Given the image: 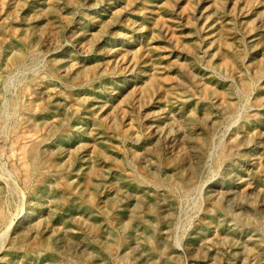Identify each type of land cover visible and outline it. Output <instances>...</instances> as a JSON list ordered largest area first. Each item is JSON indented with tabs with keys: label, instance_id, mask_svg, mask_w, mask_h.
<instances>
[{
	"label": "rangeland",
	"instance_id": "1",
	"mask_svg": "<svg viewBox=\"0 0 264 264\" xmlns=\"http://www.w3.org/2000/svg\"><path fill=\"white\" fill-rule=\"evenodd\" d=\"M263 68L264 0H0V264H264Z\"/></svg>",
	"mask_w": 264,
	"mask_h": 264
},
{
	"label": "bare ground",
	"instance_id": "2",
	"mask_svg": "<svg viewBox=\"0 0 264 264\" xmlns=\"http://www.w3.org/2000/svg\"><path fill=\"white\" fill-rule=\"evenodd\" d=\"M18 1V0H17ZM136 1V0H135ZM167 1V0H166ZM177 2V1H176ZM263 2V1H262ZM240 7V6H239ZM176 8V7H175ZM39 9V8H38ZM205 11V10H204ZM243 11V10H242ZM119 12V11H118ZM125 12V11H124ZM44 13V12H43ZM122 14V13H121ZM119 15V14H118ZM114 16V15H113ZM128 16V15H127ZM261 16V15H260ZM159 17V16H158ZM118 18V17H117ZM164 18V17H163ZM261 18V17H260ZM168 19H169V17H168ZM173 20V19H172ZM220 20V19H219ZM48 21H50V20H48ZM44 22V21H43ZM131 22V21H130ZM190 22V21H189ZM260 22V21H259ZM262 22V21H261ZM107 24V23H106ZM130 24V23H129ZM157 24V23H156ZM165 24V23H164ZM143 25V24H142ZM145 25V24H144ZM148 25V24H147ZM155 25V24H154ZM159 26H160V23L158 24ZM191 25V24H190ZM130 26V25H129ZM133 26V25H132ZM102 27V26H101ZM110 27V26H109ZM149 27V26H148ZM173 27V26H172ZM176 27V26H175ZM248 27V26H247ZM98 28V27H97ZM164 28V27H163ZM166 28V27H165ZM105 29V28H104ZM167 29V28H166ZM179 29V28H178ZM102 30V29H101ZM173 30V29H172ZM235 30V29H234ZM246 30V29H245ZM151 31V30H150ZM97 32V31H96ZM153 32V31H152ZM251 32V31H250ZM100 33V32H99ZM161 33V32H160ZM213 33V32H212ZM246 33V32H245ZM248 33V32H247ZM93 34V33H92ZM171 34H173V33H171ZM177 34V33H176ZM94 35H97V34H94ZM248 35V34H247ZM170 36V35H169ZM153 37V36H152ZM172 37V36H171ZM168 38V37H167ZM170 38V37H169ZM208 38H209V36H208ZM216 38V37H215ZM254 38H256V37H254ZM249 39H251V38H249ZM98 40V39H97ZM166 40V39H165ZM173 40V39H172ZM166 41H168V40H166ZM174 41V40H173ZM214 41V40H213ZM212 41V42H213ZM258 41V40H257ZM169 42V41H168ZM188 43V42H187ZM212 44V43H211ZM234 45V44H233ZM147 46V45H146ZM145 46V47H146ZM149 46V45H148ZM156 46V45H155ZM237 46V45H236ZM152 47V46H151ZM159 47V46H158ZM160 47H162V46H160ZM208 47V46H207ZM206 48V47H205ZM112 49H115V48H112ZM130 49V48H129ZM162 49V48H161ZM165 49V48H164ZM202 49V48H201ZM138 50V49H137ZM155 50H157V49H155ZM159 50V49H158ZM205 50V49H204ZM108 51V50H107ZM127 51V50H126ZM134 51V50H133ZM131 53H132V51H131ZM137 53H138V51H137ZM150 53V52H149ZM196 53V52H195ZM144 54V53H143ZM162 55V54H161ZM166 55V54H165ZM164 55V56H165ZM132 56V55H131ZM145 56V55H144ZM168 56V55H167ZM261 56V55H260ZM135 57V56H134ZM148 57V56H147ZM122 58H123V56H122ZM145 58V57H144ZM167 58V57H166ZM126 59V58H125ZM143 59V58H142ZM131 61V60H130ZM123 62V61H122ZM129 62V61H128ZM150 62V61H149ZM77 63V62H76ZM124 63V62H123ZM130 63V62H129ZM151 63V62H150ZM176 63V62H175ZM95 64V63H94ZM121 64V63H120ZM157 64V63H156ZM164 64V63H163ZM181 64V63H180ZM234 64V63H233ZM251 64V63H250ZM107 65H109L108 63H107ZM143 65V64H142ZM179 65V64H178ZM182 65V64H181ZM188 65V64H187ZM80 66V65H79ZM78 66V67H79ZM161 66V65H160ZM108 67V66H107ZM128 67H129V65H128ZM133 67V66H132ZM178 67V66H177ZM183 67V66H182ZM189 67V66H188ZM168 68V67H167ZM93 69V68H92ZM191 69V68H190ZM189 69V70H190ZM238 69V68H237ZM264 69V68H263ZM81 70V69H80ZM105 70V69H104ZM161 70V69H160ZM233 71V70H232ZM78 72V71H77ZM101 72V71H100ZM151 73V72H150ZM240 73V72H239ZM75 74H76V72H75ZM149 74V73H148ZM87 75H88V72H87ZM94 75V74H93ZM82 76V75H81ZM241 76V75H240ZM257 76V75H256ZM76 77V76H75ZM79 77V76H78ZM156 77V76H155ZM258 77H260V76H258ZM93 78V77H92ZM95 78V77H94ZM153 78V77H152ZM152 78H151V80H152ZM254 78H256V77H254ZM256 80V79H255ZM254 80V81H255ZM253 81V82H254ZM154 82V81H153ZM177 82V81H176ZM252 82V81H251ZM149 83V82H148ZM178 83V82H177ZM206 83V82H205ZM139 84V83H138ZM158 84H160L159 82H158ZM250 84V83H249ZM133 85V84H132ZM150 85V84H149ZM213 85V84H212ZM253 85V84H252ZM134 86V85H133ZM159 86V85H158ZM204 86V85H203ZM247 86V85H246ZM141 87V86H140ZM208 87V86H207ZM150 88V87H149ZM157 88V87H156ZM216 88V87H215ZM130 89V88H129ZM136 89V88H135ZM146 89V88H145ZM158 89H159V87H158ZM218 89V88H217ZM161 90V89H160ZM213 91V90H212ZM112 92V91H111ZM114 92V91H113ZM136 92V91H135ZM137 93V92H136ZM204 93V92H203ZM135 95V94H134ZM134 95H133V97H134ZM214 95H216V94H214ZM123 96V95H122ZM227 96V95H226ZM260 96H262V95H260ZM106 97V96H105ZM206 97V96H205ZM124 98V97H123ZM226 98V97H225ZM256 98V97H255ZM128 99V98H127ZM131 99H133V98H131ZM204 99V98H203ZM221 99V98H220ZM257 99V98H256ZM261 99H263V97L261 98ZM208 100V99H207ZM215 100V99H214ZM264 100V99H263ZM51 101V100H50ZM126 101V100H125ZM132 101V100H131ZM159 101V100H158ZM211 101V100H210ZM262 101V100H261ZM183 102V101H182ZM226 102V101H225ZM228 102V101H227ZM165 103V102H164ZM169 103V102H168ZM212 103V102H211ZM261 103V102H260ZM263 103V102H262ZM213 104V103H212ZM50 105V104H49ZM58 105V104H57ZM96 105V104H95ZM166 105V104H165ZM92 106V105H91ZM182 106V105H181ZM151 108V107H150ZM162 108V107H161ZM85 109H87V108H85ZM98 109H100V108H98ZM160 109V108H159ZM112 110V109H111ZM161 111V110H160ZM191 111V110H190ZM193 112V111H192ZM206 114V113H205ZM153 115V114H152ZM151 115V116H152ZM156 115V114H155ZM112 116V115H111ZM146 116V115H145ZM205 116V115H204ZM210 116V115H209ZM258 116V115H257ZM159 117V116H158ZM157 117V118H158ZM176 117V116H175ZM193 117V116H192ZM200 117V116H199ZM212 117V116H211ZM100 118V117H99ZM149 117H147V119H148ZM208 118V117H207ZM109 119V118H108ZM173 119V118H172ZM204 119V118H203ZM212 119V118H211ZM256 119V118H255ZM258 119V118H257ZM153 120V119H152ZM204 120H206V119H204ZM175 121V120H174ZM199 121H200V119H199ZM181 122V121H180ZM203 122V121H202ZM108 123V122H107ZM166 123V122H165ZM173 123V122H172ZM177 123V122H176ZM199 123H201V122H199ZM101 124V123H100ZM151 124V123H150ZM149 124V125H150ZM157 124V123H156ZM195 124V123H194ZM202 124V123H201ZM168 125V124H167ZM197 125V124H196ZM200 125V124H199ZM208 125V124H207ZM61 126V125H60ZM63 126V125H62ZM169 126V125H168ZM102 127V126H101ZM153 127V126H152ZM164 127V126H163ZM172 127V126H171ZM204 127V126H203ZM158 128V127H157ZM168 128V127H167ZM183 128V127H182ZM207 128V127H206ZM69 129V128H68ZM104 129V128H103ZM149 129V128H148ZM60 130V129H59ZM157 130H159V129H157ZM182 130H184V129H182ZM208 130V129H207ZM206 130V131H207ZM62 131V130H61ZM181 131V130H180ZM154 132V131H153ZM162 132H163V130H162ZM91 133V132H90ZM112 134V133H111ZM160 134V133H159ZM163 134V133H162ZM248 134V133H247ZM252 134V133H251ZM152 135V134H151ZM154 135V134H153ZM249 135V134H248ZM92 136H93V134H92ZM247 136V135H246ZM257 136V135H256ZM258 137V136H257ZM260 137H262V135L260 136ZM141 138V137H140ZM250 138V137H249ZM259 138V137H258ZM144 140H145V138H144ZM252 141V140H251ZM51 142V141H50ZM236 142V141H235ZM256 142V141H255ZM52 143V142H51ZM91 143V142H90ZM83 144V143H82ZM148 144V143H147ZM234 144V143H233ZM96 145V144H95ZM149 145V144H148ZM202 145V144H201ZM83 147V146H82ZM56 148V147H55ZM58 148V147H57ZM50 150V149H49ZM52 150V149H51ZM79 150V149H78ZM187 150V149H186ZM47 151H48V149H47ZM202 151V150H201ZM151 152V151H150ZM52 153V152H51ZM104 154V153H103ZM105 154H107V153H105ZM91 155V154H90ZM109 155V154H108ZM148 155V154H147ZM112 156V155H111ZM110 156V157H111ZM139 156V155H138ZM51 157H52V155H51ZM107 158V157H106ZM55 159V158H54ZM140 159V158H139ZM53 161V160H52ZM66 161V160H65ZM109 161V160H108ZM111 161V160H110ZM74 163V162H73ZM65 164V163H64ZM155 164V163H154ZM112 165V164H111ZM101 166V165H100ZM142 166V165H141ZM144 166V165H143ZM66 167V166H65ZM96 167H97V165H96ZM145 167V166H144ZM109 168V167H108ZM111 168V167H110ZM100 170V169H99ZM107 170V169H106ZM119 170V169H118ZM194 170V169H193ZM192 170V171H193ZM65 171V170H64ZM72 171V170H71ZM88 171H89V173L86 175V178H87V180H88V178L91 176V174L93 173L91 170H89L88 169ZM95 171V170H94ZM195 171V170H194ZM101 172V171H100ZM79 173V172H78ZM128 173V172H127ZM196 174V173H195ZM59 175V174H58ZM65 175V174H64ZM85 175V174H84ZM247 175V174H246ZM114 176V175H113ZM129 176V175H128ZM125 177V176H124ZM245 177V176H244ZM101 178V177H100ZM73 179V178H72ZM125 179H126V177H125ZM86 180V179H85ZM97 181V180H96ZM239 181V180H238ZM102 182V181H101ZM117 182V181H116ZM249 182H250V180H249ZM59 183V182H58ZM248 183V182H247ZM83 184V183H82ZM254 184V183H253ZM81 185V184H80ZM88 185V184H87ZM86 185V186H87ZM110 185V184H109ZM119 186V185H118ZM49 187H51V186H49ZM240 188H242V187H240ZM63 189V188H62ZM114 189V188H113ZM260 189V188H259ZM258 189V190H259ZM89 190V189H88ZM233 190V189H232ZM244 190V189H243ZM261 190V189H260ZM127 191V190H126ZM247 191V190H246ZM252 191V190H251ZM250 191V192H251ZM254 191V190H253ZM262 191V190H261ZM65 192H66V190H65ZM90 192V191H89ZM114 192V191H113ZM230 192V191H229ZM155 193V192H154ZM163 193V192H162ZM161 193V194H162ZM244 193V192H243ZM65 195V194H64ZM159 195V194H158ZM220 195V194H219ZM83 197V196H82ZM153 197V196H152ZM234 197V196H233ZM92 198V197H91ZM82 199V198H81ZM88 199V198H87ZM168 199V198H167ZM233 199V198H232ZM93 200V199H92ZM142 200V199H141ZM145 200H147V199H145ZM144 200V201H145ZM74 201V200H73ZM80 201V200H79ZM84 201V200H83ZM94 201V200H93ZM138 201H140V200H138ZM86 202V201H85ZM96 202V201H95ZM156 202V201H155ZM229 202V201H228ZM62 203V202H61ZM63 203H64V201H63ZM73 203V202H72ZM98 203V202H97ZM223 203V202H222ZM69 204V203H68ZM163 204V203H162ZM151 206V205H150ZM157 206V205H156ZM172 206V205H171ZM62 207V206H61ZM121 207V206H120ZM63 208V207H62ZM131 208V207H130ZM213 208V207H212ZM147 209V208H146ZM158 209V208H157ZM221 209V208H220ZM119 210V209H118ZM114 211V210H113ZM215 211V210H214ZM112 212V211H111ZM158 212V211H157ZM98 213V212H97ZM116 214V213H115ZM78 215V214H77ZM99 215V214H98ZM158 215H159V213H158ZM161 215V214H160ZM109 216V215H108ZM115 216V215H114ZM156 216V215H155ZM166 216V215H165ZM137 217V216H136ZM158 218V217H157ZM161 218V217H160ZM258 218V217H257ZM86 219V218H85ZM138 219V218H137ZM112 220V219H111ZM108 221V220H107ZM123 222H125V220H122ZM50 222V221H49ZM102 222V221H101ZM84 223V222H83ZM109 223V222H108ZM49 224V223H48ZM110 224V223H109ZM127 224V222H125V225ZM128 225V224H127ZM126 225V226H127ZM48 226V225H47ZM131 227V226H130ZM61 228V227H60ZM94 228V227H93ZM84 229V228H83ZM61 230V229H60ZM78 230V229H77ZM92 230V229H91ZM54 231V230H53ZM126 231V230H125ZM57 232V231H56ZM81 232H82V230H81ZM99 232H100V230H99ZM52 233H54V232H52ZM50 234V233H49ZM55 234V233H54ZM89 235V234H88ZM34 236V235H33ZM46 236V235H45ZM163 236V235H162ZM42 237V236H41ZM93 237V236H92ZM38 239V238H37ZM41 239V238H40ZM90 239V238H89ZM92 239V238H91ZM20 240V239H19ZM39 240V239H38ZM42 240V239H41ZM81 241V240H80ZM75 242H78V241H76L75 240ZM36 244V243H35ZM34 244V245H35ZM40 244V243H39ZM37 245H38V243H37ZM42 245V244H41ZM52 245H53V243H52ZM210 245V244H209ZM207 246V245H206ZM28 249V248H27ZM33 249H34V247H33ZM44 249V248H43ZM16 250V249H15ZM47 250V249H46ZM121 250V249H120ZM21 251V250H20ZM48 251V250H47ZM258 251V250H257ZM31 252V251H30ZM53 252V251H52ZM253 254V253H252ZM259 254V253H258ZM254 256V255H253ZM252 256V257H253ZM260 256V255H259ZM85 257V256H84ZM257 257V256H256ZM257 259V258H256ZM255 259V260H256ZM254 260V259H253ZM244 261H247V260H244ZM257 261V260H256ZM17 263H19V262H17ZM86 263V262H85ZM248 263V262H247ZM253 263V262H252ZM123 264V263H122ZM251 264V263H250Z\"/></svg>",
	"mask_w": 264,
	"mask_h": 264
}]
</instances>
